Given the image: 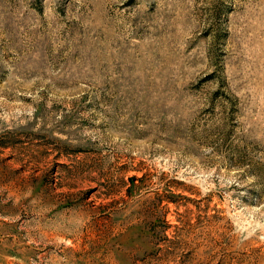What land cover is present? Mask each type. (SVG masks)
<instances>
[{
    "label": "rangeland",
    "instance_id": "1",
    "mask_svg": "<svg viewBox=\"0 0 264 264\" xmlns=\"http://www.w3.org/2000/svg\"><path fill=\"white\" fill-rule=\"evenodd\" d=\"M0 264H264V0H0Z\"/></svg>",
    "mask_w": 264,
    "mask_h": 264
}]
</instances>
